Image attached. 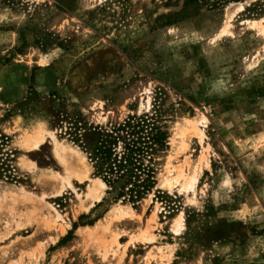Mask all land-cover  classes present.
<instances>
[{
	"label": "rangeland",
	"instance_id": "obj_1",
	"mask_svg": "<svg viewBox=\"0 0 264 264\" xmlns=\"http://www.w3.org/2000/svg\"><path fill=\"white\" fill-rule=\"evenodd\" d=\"M213 1L182 18L184 0H0V264H264V0ZM145 115L166 132L153 188L132 202L106 184L95 202L105 181L75 121ZM201 115L203 137L189 125ZM53 135L84 152L87 178ZM194 166L195 196L160 185Z\"/></svg>",
	"mask_w": 264,
	"mask_h": 264
},
{
	"label": "trees",
	"instance_id": "obj_2",
	"mask_svg": "<svg viewBox=\"0 0 264 264\" xmlns=\"http://www.w3.org/2000/svg\"><path fill=\"white\" fill-rule=\"evenodd\" d=\"M204 0H184L179 15L182 18L195 16L203 5ZM220 4L214 0L212 5ZM149 116L129 117L122 124L106 129L99 126H89L76 120L75 133L82 128V147L94 163L96 172L112 190H118V196L132 202L140 200L155 184L154 170L150 162L152 156L165 143L166 132L162 128L148 122ZM81 124V126H78ZM124 151L117 152V144L125 137ZM8 141V137L0 134V141ZM3 145V144H1ZM3 148L0 149L1 169L8 170L7 162L3 159ZM149 157L148 164L144 158ZM9 172V171H8Z\"/></svg>",
	"mask_w": 264,
	"mask_h": 264
},
{
	"label": "bare ground",
	"instance_id": "obj_3",
	"mask_svg": "<svg viewBox=\"0 0 264 264\" xmlns=\"http://www.w3.org/2000/svg\"><path fill=\"white\" fill-rule=\"evenodd\" d=\"M241 8H243V7L241 6ZM230 20H231V17H229V19L226 21L225 26L222 28L221 34H230V33H232L231 32ZM253 23H256V22L254 21ZM253 23H252V25H253ZM257 24H255V25H257ZM262 34L264 36V29L262 31ZM206 119L204 118V116L201 115L200 117L194 118L192 120V122L189 123V125L191 126V129L199 137H203L204 136V129L200 128V126L202 125V126L205 127ZM51 138H53L54 153H55V156L57 157V159L60 160L64 165L67 166L68 163H66L67 162L66 161V157L65 158L63 157V155L61 154V151H64V152L65 151H67V152L69 151V153H72V152L76 153L79 156V159L82 162V164L85 166L84 168H87V170L83 171V170H81L83 167H81V169L79 167L78 170H81L80 172H82V173H79V172L76 173L77 176H78L77 179L80 178L81 180H83V178H85V177L87 178L88 177V174H87L88 170H90L89 169L90 168V164L87 162V159H86V156H85L84 152H82L77 147L71 145L70 143H66V142L62 143L54 135ZM42 142H43L42 133L39 132V131H37L32 136L31 139H26V144H28V145L31 144L34 149H37L42 144ZM67 167L70 168V165H68ZM208 167H209V165H208ZM71 168L74 169L73 167H71ZM74 172H76V171H74ZM201 173H202V171L199 170L198 166L192 167L189 173H185L182 169H180L178 171V173L175 174V175H173V171L171 172L170 169H167L164 173H162V178H161L160 185L162 187L168 188L171 191L173 189V187H175L178 183H180L181 185H180V187H178L179 188L178 190H180V191L187 190L188 192L193 193L194 194L193 196H195V192H196V189H197V186H198V183H199V178H200ZM69 176H71V173H69ZM80 179H78V180H80ZM62 181H64V179H62ZM94 181H95V183H94L95 185L93 184L94 186H91V188L88 190L89 193L87 194V196L89 198H92V199L96 200L95 202H100L101 201L102 192L107 188V185H106L105 182H103L101 179H98V178H95ZM68 182H70V181H68ZM70 184H69V186H70ZM71 186H72V184H71ZM94 204L95 203H93L92 206ZM120 208H121V206H120ZM125 210H127V209H125ZM57 215H59L58 212H57ZM108 216H112L115 220H121V219L125 218V216L131 217L132 215H129V213H127L126 211L117 210V212L115 211V213H113V212L108 213ZM173 220H174L173 221L174 222V229H173L174 232L181 233V232L185 231L186 224H185V218H184V213L183 212L178 214ZM144 235H145V233H144ZM146 239H148V238H146Z\"/></svg>",
	"mask_w": 264,
	"mask_h": 264
}]
</instances>
